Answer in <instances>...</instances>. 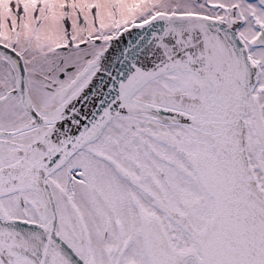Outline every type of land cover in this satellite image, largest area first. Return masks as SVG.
<instances>
[{
	"label": "snow or ice",
	"instance_id": "1",
	"mask_svg": "<svg viewBox=\"0 0 264 264\" xmlns=\"http://www.w3.org/2000/svg\"><path fill=\"white\" fill-rule=\"evenodd\" d=\"M0 264H264V0H0Z\"/></svg>",
	"mask_w": 264,
	"mask_h": 264
}]
</instances>
